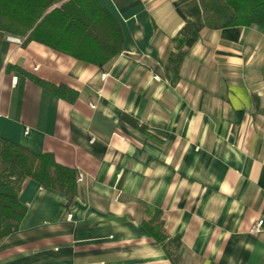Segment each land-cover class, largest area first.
<instances>
[{
    "label": "crops",
    "instance_id": "obj_1",
    "mask_svg": "<svg viewBox=\"0 0 264 264\" xmlns=\"http://www.w3.org/2000/svg\"><path fill=\"white\" fill-rule=\"evenodd\" d=\"M98 1L124 35L102 68L1 45L0 139L75 169L79 191L27 178L0 264H174L147 227L156 215L181 264H264V230L251 232L264 219V26L210 29L199 0ZM187 24L199 37L173 69Z\"/></svg>",
    "mask_w": 264,
    "mask_h": 264
},
{
    "label": "trees",
    "instance_id": "obj_2",
    "mask_svg": "<svg viewBox=\"0 0 264 264\" xmlns=\"http://www.w3.org/2000/svg\"><path fill=\"white\" fill-rule=\"evenodd\" d=\"M206 26L220 29L232 26H264V0H199ZM24 44L39 42L79 60L104 67L123 48L124 35L119 20L98 0H0V48L7 37ZM199 31L187 24L181 31L179 50L169 65L178 69ZM8 70L24 71L17 66ZM54 93L74 101L78 93L43 79L35 80ZM77 172L58 163L54 156L38 155L8 139H0V239L15 232L26 214L19 194L27 178L56 189L69 199L78 195ZM147 227L163 244L174 264H181V242L169 239L156 215Z\"/></svg>",
    "mask_w": 264,
    "mask_h": 264
},
{
    "label": "built area",
    "instance_id": "obj_3",
    "mask_svg": "<svg viewBox=\"0 0 264 264\" xmlns=\"http://www.w3.org/2000/svg\"><path fill=\"white\" fill-rule=\"evenodd\" d=\"M9 39L14 40L18 43H22V40L20 38L17 37H9ZM80 179H83V175L80 176ZM264 230V219H259L256 222L253 223L252 227H251V232L254 234H259Z\"/></svg>",
    "mask_w": 264,
    "mask_h": 264
}]
</instances>
